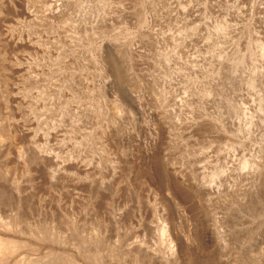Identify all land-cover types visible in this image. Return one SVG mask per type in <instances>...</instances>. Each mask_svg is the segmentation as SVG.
Instances as JSON below:
<instances>
[{
    "label": "rangeland",
    "instance_id": "obj_1",
    "mask_svg": "<svg viewBox=\"0 0 264 264\" xmlns=\"http://www.w3.org/2000/svg\"><path fill=\"white\" fill-rule=\"evenodd\" d=\"M53 3L0 0L9 264H264V0Z\"/></svg>",
    "mask_w": 264,
    "mask_h": 264
},
{
    "label": "bare ground",
    "instance_id": "obj_2",
    "mask_svg": "<svg viewBox=\"0 0 264 264\" xmlns=\"http://www.w3.org/2000/svg\"><path fill=\"white\" fill-rule=\"evenodd\" d=\"M49 1L55 2V3L51 4L52 5L51 7H54L56 5V1H58V0H49ZM52 12H53V10H52ZM52 12H51V14H54V12L53 13ZM17 215H18V213H17ZM9 226H11L10 223L7 221H4L2 216L0 215V230H1V232H0V264H9L11 262L12 257L18 255V252H19L20 247H21V241L20 240L7 237L4 235V233H2L3 231L8 230ZM17 229H18V227H17ZM163 233H164V235H166L167 229H164ZM14 264H20V259H17L14 262Z\"/></svg>",
    "mask_w": 264,
    "mask_h": 264
}]
</instances>
